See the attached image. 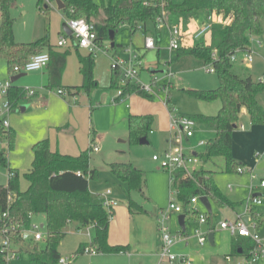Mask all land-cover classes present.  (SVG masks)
<instances>
[{
  "label": "rangeland",
  "instance_id": "rangeland-1",
  "mask_svg": "<svg viewBox=\"0 0 264 264\" xmlns=\"http://www.w3.org/2000/svg\"><path fill=\"white\" fill-rule=\"evenodd\" d=\"M93 1L98 5L103 3L101 0ZM172 1L180 3L182 0ZM38 2L39 0H15L10 7L14 40L17 43L39 42L43 52H46L49 46L52 50L61 53L69 51L61 79V83L65 85L81 86L83 84L78 70V54L90 56L94 63L93 81L97 82L98 88L80 89L82 105L77 104V108H74L72 96L67 90L62 89L65 94L59 96L57 89L44 90L36 84L40 81L39 76L43 70L21 77L13 85L25 90H34L38 95L32 97L26 95V98L18 103V107L9 114L10 126L11 123L16 126L20 124L18 131L16 127L11 126L17 133L16 143L13 149L9 150L5 139L0 144V151L8 153V168L18 170L19 189L25 191L28 183L24 178L26 172L24 167L28 168L32 162L31 138L38 137L41 131L51 135L50 147L53 151L65 149L77 155L81 148L84 150L96 145L97 151H90V168L95 170L97 175L96 178L89 180V193L100 199L101 195L107 191L110 192L108 196L116 202V206L112 209L113 217L110 219L108 242L113 241V245L128 247V253L133 254L134 257L128 259L127 253H97L93 256L79 253L72 259L71 255L77 251L79 244H90L88 227H79L73 223L65 227V235L57 246V252L71 260L70 264H138L142 245L148 238L151 240L155 233L159 234L157 216L160 218V212L168 213V206L174 201L185 208V215L188 218L185 235L181 234L180 241L173 250L176 254L187 256L191 264L243 262V256L232 252L230 246L232 238L229 233L219 228V224L225 220L236 221L238 216L243 215L244 201L250 195L261 198L262 206L259 207V211L264 213V189L259 188V181L264 180V168L257 169L264 155V126L252 125L247 113L239 114L238 126L243 125L246 133L250 131V134L244 135L239 128L234 132L232 154L233 160L246 170L245 173L239 174L235 170L225 172L222 159H216L214 164L206 165L207 169L211 168L215 172L213 180L218 190L234 203V207L219 208L210 199V214L199 201L195 205L197 213H188L187 210L189 211L191 206L189 203L182 202L176 190L171 187V173L163 168L160 161H153L152 157L160 156L170 148L167 143L171 137L170 113L185 117H194L198 114L211 116L217 113L219 109L217 103L212 105L201 103L187 93L188 90L217 89L219 86L217 75L207 72L202 63L194 57L181 59L182 56L178 58L176 51H169L168 27L159 28L152 22H147L145 25L147 34H143L140 30L131 34L130 30L123 26L116 31L112 41L100 42L94 53L90 54L80 48L76 50L72 45L76 41L74 36L68 37L62 31V24L68 20L66 11H58L54 0ZM103 4L109 5L106 1ZM260 24L261 34L250 38L248 48L253 53V62L245 66L241 63L242 55H239L238 60L231 63V72L241 79L250 77L254 82H261L264 85V18ZM155 30L161 34L160 41L157 42L154 39V49H143L145 36H150ZM62 35L66 38L67 45L58 47L57 43ZM134 57H140L138 59L140 64L136 66L139 74L133 83L138 86H149L148 94L152 96V99L149 100L134 93L124 95L119 101H115L118 88L110 86L111 65L117 60L127 62ZM13 76L15 75L8 68L6 61L0 58V82L7 81ZM43 93L47 98L43 96ZM38 98L53 101L48 109L42 110L33 105L39 102ZM76 99L79 100L78 97ZM257 100L264 107V91L257 96ZM72 114H74L73 117ZM129 115L153 117L151 132L147 133L148 144L140 145L130 140ZM69 119L73 121L70 126H73L74 137L50 128V125ZM214 136L209 128L199 125L193 137L190 138V144L184 143L183 148L186 151L202 154L215 138ZM92 138L95 140L92 141ZM200 141L207 145L198 147ZM112 163H128L143 171L146 180L144 191L129 190L128 185L117 179L111 171ZM199 166H201L199 162L195 164L192 173L198 170ZM250 171L256 176L254 179H251ZM8 175V169L0 165V185L6 186ZM229 186L232 187L231 191ZM201 196V194H195L197 199ZM129 201H132L137 208L133 210V213L128 211ZM198 214L206 215L208 222L200 225L197 221ZM178 216L179 214H171L166 223L172 235L179 234ZM31 223L42 226L40 231L42 234L45 233L44 215L32 216ZM196 229L204 234L208 232L213 234L214 244H210L206 237V242L200 246L195 235ZM28 242L30 245L23 246L22 251L6 257L7 264H38L30 260L28 251L32 248H44L45 244L43 241L39 243L28 240ZM227 257L230 258V262L226 261Z\"/></svg>",
  "mask_w": 264,
  "mask_h": 264
},
{
  "label": "trees",
  "instance_id": "trees-1",
  "mask_svg": "<svg viewBox=\"0 0 264 264\" xmlns=\"http://www.w3.org/2000/svg\"><path fill=\"white\" fill-rule=\"evenodd\" d=\"M14 2L15 0H0V58L6 61L11 71L13 67L26 63L32 56L43 53L39 42L17 43L14 40L13 20L10 16V7ZM64 3L68 19L81 18L94 25L98 44L109 40L110 31L114 35L123 26H126L131 34L139 28L143 34H147L146 23L155 24V18L162 10L157 1L149 6L143 5L142 0H118L108 6L98 5L93 0H64ZM163 10L167 17L179 18L185 27L193 20L200 24L207 22L213 12L223 19L231 20L228 25H212L209 46L197 45L176 51L178 57L191 56L203 66L211 65L214 68L219 83L217 89L188 90L187 93L198 102L217 103L219 109L212 116L198 114L190 117L199 125L212 128L216 135L208 144L206 151L196 155L201 165L198 170L191 176L184 172H176L171 187L176 190L182 202L189 203L191 196L201 194L213 200L219 208H233L234 203L224 197L215 185L213 180L215 172L211 168L207 169L206 165L214 164L216 159H222L225 172L234 170L236 172V168L240 167L231 156V143L232 133L237 128L242 109L246 110L252 125L264 126V107L257 100V96L264 91V85L261 82H254L250 77L241 79L233 74L229 60V56L235 50L248 49L250 38L261 34L260 23L264 18V0H182L180 3L165 0ZM151 35L159 41L160 36L156 30ZM47 54L50 58L47 65H50L49 87L58 86L66 66L68 52H54L49 46ZM78 59L83 79L80 88L90 90L94 86L93 60L90 56L80 55ZM121 79L123 72L119 69L112 70L111 87L119 88ZM134 93L152 99L151 95L136 84L128 83L123 88L124 95ZM25 96L22 88L13 85L9 96L12 106L15 107ZM152 125V116L130 115L128 118L130 140L137 143L141 138L147 140V133L151 132ZM5 139L9 150H12L14 133L0 125V144ZM91 150L90 147L77 156H69L52 152L46 139L36 142L31 148L30 168L24 173L28 183L25 191L19 189L18 173L8 168V153L0 151V165L13 172L12 177L8 176L6 186L0 185V228L5 221L17 222L28 227L34 215L41 214L46 219L44 248L29 250L31 261L38 264H58L60 255L57 246L65 235V227L72 223L79 227H90L89 246L98 254L127 252L126 246L109 245L108 231L113 211L108 212L101 200L89 193V180L96 178L97 175L96 171L90 168ZM110 169L117 179L128 185L129 190L144 191L146 180L143 171L128 163H112ZM9 198H11L10 202H8ZM135 208V204L129 201L128 211L133 213ZM4 213H7V217L1 221ZM20 241L16 236L14 243ZM84 246V244L80 245L79 251ZM251 248L252 243L247 239L236 238L232 241L231 249L235 255H245ZM0 264H7L3 252H0Z\"/></svg>",
  "mask_w": 264,
  "mask_h": 264
},
{
  "label": "built area",
  "instance_id": "built-area-1",
  "mask_svg": "<svg viewBox=\"0 0 264 264\" xmlns=\"http://www.w3.org/2000/svg\"><path fill=\"white\" fill-rule=\"evenodd\" d=\"M143 5L149 6L152 2L157 1L161 6V13L155 18V26L163 27L166 26L169 29V51H177L183 48H188L193 44L207 47L209 46L208 39L211 35V29L213 24L228 25L231 20L229 18L223 19L213 12L208 18L207 22L200 24L199 27L193 31L188 32L183 30L182 22L179 21V24H169L168 17L166 16L165 11L163 10L165 0H142ZM72 12V10H70ZM67 26L72 32V36L76 39L74 42L77 48L88 51L90 54L99 47V44L96 42V31L92 23H88L84 19H72L69 18L66 21ZM83 28L84 31L81 32L80 29ZM140 30V28H139ZM67 45L65 37H61L57 43L58 47H63ZM259 45H261L259 43ZM144 48L146 50H151L155 48L154 37L152 35L145 36L144 38ZM242 55L241 63L245 66H249L253 62V53L248 49H237L230 56L229 60L231 63H234L238 60V56ZM50 61L49 55L47 53H40L32 56L26 63L21 66H15L12 69L14 75L18 74H28L31 72L42 70L46 68ZM140 62L136 57L128 62L121 60L115 61L111 68L119 69L123 72V79L119 81L120 87L118 88L117 95L122 98L123 88L128 83H133L138 74L139 69L136 67ZM205 70L209 73L214 74L215 70L211 65L204 66ZM135 84V83H133ZM137 85V84H136ZM13 87L11 80L0 82V125L5 129H9L8 116L12 112V104L10 102V90ZM140 88L148 94L150 92L149 86H140ZM23 92L28 97L35 95L34 90L23 89ZM65 92L62 89L57 91V95L62 96ZM75 99V97H73ZM197 128V122L185 116H180L178 114L170 113V148L165 150L160 156H153L152 160L155 162H161L163 168L171 173V184L174 182V174L176 172H184L186 175H192V169L195 164L198 163V159L193 152L186 151L183 148V143L186 140H189L193 137L195 129ZM242 129V127H241ZM206 143L200 141L198 146H204ZM92 151L96 152L97 147L93 145ZM264 160V155H263ZM236 172L239 174L245 173L246 170L242 167H237ZM251 173V179H254L256 176ZM9 177L13 176V172H9ZM259 188H264V180L259 181ZM174 192V191H173ZM177 193V192H176ZM110 192L107 191L100 196L103 207L111 212L113 207L116 206V202L109 198ZM11 198L8 199L10 202ZM199 199L195 196L190 198L189 204L191 209L187 212L197 213L195 205L198 203ZM262 204V200L258 196L250 195L245 201V213L244 217H247V223L243 222V217L238 216L236 221H223L219 224V228L223 231L228 232L234 238H244L249 240L252 243V248L243 256L244 260L238 264H264V232L261 233V227L264 223V219L257 214L254 209L259 207ZM168 213L160 212L158 218L157 216V231L160 236V244L158 251V264H191L187 256L182 254H176L173 251L175 245L180 241L182 233L177 235H172L166 223L169 221V217L172 213L182 215L186 212L185 208L177 205L174 201L170 202L168 206ZM185 211V212H184ZM196 216V215H195ZM7 217V213H4L1 216V221ZM197 221L200 225L206 224L207 217L206 215H197ZM42 226L29 224L28 227H25L19 223L13 222H3L0 228V252L5 254V260L8 255L15 254L13 250L15 237L20 238L21 241L31 240L33 242L44 241L46 233L42 234ZM90 231V227H88ZM89 233V232H88ZM210 232L207 234L201 233L198 229L195 230V235L198 239V244L202 246L206 242V237H208ZM89 235V234H88ZM81 254L88 256H93L97 254L96 250L89 245H86L82 248ZM77 254L71 255L72 259L76 257ZM71 260L67 258L60 257L58 264H69ZM226 261H230V258L227 257Z\"/></svg>",
  "mask_w": 264,
  "mask_h": 264
},
{
  "label": "crops",
  "instance_id": "crops-1",
  "mask_svg": "<svg viewBox=\"0 0 264 264\" xmlns=\"http://www.w3.org/2000/svg\"><path fill=\"white\" fill-rule=\"evenodd\" d=\"M63 2H64V0H62ZM103 3L106 1V2H108L109 4H115L114 2L116 1H118V0H101ZM171 2H173L172 0H170ZM102 3V5H104ZM65 4V3H64ZM168 20H169V24L171 25V24H179V21H180V19L179 18H177L176 16H170V17H168ZM199 25H200V23L199 22H197V21H190L189 23H188V25L185 27L184 25H182V28H183V30H185V31H188V32H193V31H195L198 27H199ZM157 32H158V35L160 36V38H161V34H160V32L158 31V30H156ZM61 37H63V35L61 36ZM60 37V38H61ZM114 37V36H113ZM210 40H211V37L208 39V42H209V44H210ZM157 41V40H156ZM159 41H160V39H159ZM159 41H157V42H159ZM73 46H74V48L77 50L78 48L75 46V44L73 43L72 44ZM193 46H197V45H195V44H193L192 46H190V47H193ZM190 47H188V48H190ZM143 49H145L144 48V43H143ZM42 50V49H41ZM48 50V49H47ZM138 50V49H137ZM54 51V50H53ZM43 52V51H42ZM54 52H58V51H54ZM66 52H68L69 53V51H66ZM43 53H47V51L46 52H43ZM59 53H61V52H59ZM80 54H78V56H79ZM80 56H82V55H80ZM82 57H87V56H82ZM185 57H189V56H182L181 57V59L182 58H185ZM140 57H137V59H139ZM179 58V57H178ZM129 60H132V59H129ZM128 60V61H129ZM66 61H67V59H66ZM127 61V62H128ZM200 62V61H199ZM201 63V62H200ZM66 67V66H65ZM49 68H50V65L49 66H47L46 68H44V69H42L41 71V75L39 76V82L38 83H36L37 85H40L44 90H52V89H57V90H59V89H64V90H67L70 94H71V96H72V98H71V101H72V103H73V105L75 106L74 108H77V104H79L78 106H80V105H82L81 104V102H80V98H81V96H80V87L82 86H74V85H65V84H62L61 83V79H62V76H63V74H62V76H61V79H60V83L58 84V86H53V87H49ZM78 70H79V74H80V64H79V59H78ZM64 71H65V69H64ZM64 71H63V73H64ZM36 72H39V71H35V72H31V73H36ZM81 75V74H80ZM112 75V74H111ZM82 77V76H81ZM83 80V79H82ZM110 86H111V76H110ZM16 87H18V88H21L20 86H16ZM74 87H78L77 89H71V88H74ZM70 88V89H69ZM92 88H98V84H97V82H94V86L92 87ZM36 95H38V93L36 92V94L34 95V96H36ZM43 96H45L46 98H47V96L45 95V93H43ZM78 97L79 98V100H77L76 99V97ZM124 96V95H123ZM122 96V97H123ZM73 97H75V99L73 98ZM26 98V97H25ZM25 98H23L22 100H24ZM52 99V98H51ZM121 98L120 97H118V95H117V97H115V101H119ZM22 100H20V101H22ZM37 100H39V102L37 103V104H33V105H35V106H37L38 108H40V109H42V110H46V109H48L49 108V106H50V104L52 103V101H50V99H48V100H45L44 98H38ZM19 101V102H20ZM18 102V103H19ZM18 103H17V105L15 106V107H13L12 108V111H14L17 107H18ZM63 103L65 104V102L63 101ZM210 105V104H209ZM212 105V104H211ZM75 111H77V110H75ZM12 113V112H11ZM245 113H247L246 112V110L245 109H242L241 110V113L240 114H245ZM74 114H75V112H74ZM74 114H72V117L74 116ZM134 114H138V113H134ZM130 116V115H129ZM129 116H128V118H129ZM210 116V115H209ZM212 116V115H211ZM66 120V119H65ZM62 121L61 123H59V124H56V125H50L51 127L50 128H52V129H56V131H58V132H62V133H65V134H67V135H69V136H71V137H74V130H73V126H70L71 125V123L73 124V121L72 120H67V121ZM64 122H67L66 124L64 123ZM18 125H20V124H18ZM18 125L16 126V124L14 125L13 123H11V126L13 127V128H15L16 127V130L18 131ZM10 126V124H9V130H11L13 133H14V146H15V143H16V138H17V133H16V131L12 128ZM199 126V124L197 123V127ZM201 126H204V125H201ZM205 127H207V126H205ZM241 127H242V129H241ZM207 128H209L212 132H213V134L214 135H216V133H215V131L212 129V128H210V127H207ZM240 129V132H242V133H244V135L246 134V135H248V134H250V131L248 132V133H246V129L244 128V126L243 125H241V126H238V124H237V128L233 131V133H232V143H231V156H232V158H233V134H234V132L237 130V129ZM46 137V138H45ZM215 137V136H214ZM51 138V135H49V134H46L45 133V131H41L40 132V135L38 136V137H32L31 138V142H32V145H31V148H32V146L36 143V142H38V141H41V140H48V142H49V149L52 151V152H59L60 154H63V155H69V156H77V155H79L80 154V152H82V151H85V150H87V149H80V152L77 154V155H74V152L73 151H66L65 149H61V150H59V151H53V149L50 147V139ZM171 138V137H170ZM246 138V137H245ZM59 139V138H58ZM93 140H95L94 138H92V141ZM167 143L169 144V146H170V139L167 141ZM184 143H187V144H190V139L189 140H185L184 141ZM183 143V144H184ZM205 145H207V144H205ZM204 145V146H205ZM96 146V145H95ZM198 147H203V146H198ZM190 149V148H189ZM191 152H193V155H197V153L196 152H194V151H191ZM68 153H70V154H68ZM71 154H73V155H71ZM8 158V157H7ZM234 159V158H233ZM9 164V163H8ZM200 167V166H199ZM27 167L25 166L24 167V170H28L29 168H30V166L26 169ZM262 168H264V160H263V158H262V160H261V162L257 165V169H262ZM11 170H13V171H15V172H17L18 173V170H16V169H11ZM214 176V175H213ZM264 189V188H263ZM229 190L231 191L232 190V187L231 186H229ZM209 200H210V198H208ZM210 202V201H209ZM260 206H262V204L260 205ZM259 206V207H260ZM259 207H256L255 209H254V211L257 213V214H259L263 219H264V213L263 212H260L259 211ZM225 208H231V207H225ZM185 212V211H184ZM236 213V212H235ZM172 214H175V213H172ZM182 215H184V227H185V225H186V221L188 220V218L186 217V215H185V213L184 214H182ZM180 216V215H179ZM243 218H244V214L243 215H241ZM208 220V219H207ZM208 222V221H207ZM206 222V223H207ZM109 226H110V223H109ZM180 227V226H179ZM185 230L186 229H184V231H182L181 230V228L179 229V231H178V233H182V234H184L185 235ZM89 233V238H90V241H91V231H88ZM109 232V231H108ZM226 232V231H225ZM262 232H264V223L262 224V227H261V233ZM228 233V232H227ZM209 234H211V233H209ZM231 236V235H230ZM231 241H233L234 239H236V238H234V237H232L231 236ZM31 241V240H30ZM28 243V244H27ZM40 243V242H39ZM108 243H110L109 245H111V246H121V245H113L114 244V242L113 241H109ZM159 244H160V236H159V234L157 235L156 233L152 236V238H151V240H150V238H148V240L146 241V243L144 244V245H142V252L140 253L141 254V256H140V259L138 260V264H158V251H159ZM214 244V241H213V243H212V245ZM25 245H27V246H29L30 244H29V242H28V240H25V241H20V242H17V243H15L14 244V246H13V250H14V252H16V253H19L20 251H22L23 249H24V247L23 246H25ZM80 245H82V243L81 244H79V246H78V249H77V251L75 252L76 254H79L80 252H81V250L79 251V247H80ZM85 246L87 245V244H84ZM186 245H187V243H186ZM230 246L232 247V242H231V244H230ZM128 248V247H127ZM174 249H176V245H175V247L173 248V250ZM128 251H129V249L127 250V258L128 259H132L134 256H133V254H131V253H128ZM74 253V254H75ZM126 253H123V254H126ZM60 255V254H59ZM60 257H62L61 255H60ZM62 258H66V257H62ZM227 262H230V261H227ZM70 264V263H69Z\"/></svg>",
  "mask_w": 264,
  "mask_h": 264
},
{
  "label": "water",
  "instance_id": "water-1",
  "mask_svg": "<svg viewBox=\"0 0 264 264\" xmlns=\"http://www.w3.org/2000/svg\"><path fill=\"white\" fill-rule=\"evenodd\" d=\"M55 5H56V9L58 11L64 10L65 9V4L62 0H54ZM62 31L64 32V34L68 37H71L72 32L69 29V27L67 26L66 23L62 24ZM113 32L110 31L109 32V40L112 41L113 40ZM113 46V44H112ZM26 74H18L15 75L13 77L10 78L12 83H15L18 79H20L21 77H24ZM140 145H146L148 144V141L146 140V138H141L138 142ZM199 202L202 204V206L205 208V210L210 214L211 213V205L209 202V199L207 196H201L199 198ZM243 222L246 224L247 223V217L243 218ZM178 224L181 228L182 231H184L185 227H184V215H180L178 216ZM208 240L210 242V244L213 243V234H209L208 235ZM238 253H241V251H238Z\"/></svg>",
  "mask_w": 264,
  "mask_h": 264
},
{
  "label": "clouds",
  "instance_id": "clouds-1",
  "mask_svg": "<svg viewBox=\"0 0 264 264\" xmlns=\"http://www.w3.org/2000/svg\"><path fill=\"white\" fill-rule=\"evenodd\" d=\"M80 31H81V32H83V31H84V29H83V28H81V29H80Z\"/></svg>",
  "mask_w": 264,
  "mask_h": 264
}]
</instances>
